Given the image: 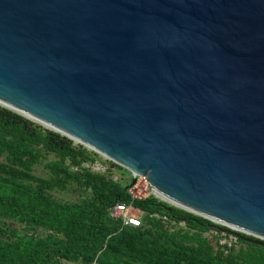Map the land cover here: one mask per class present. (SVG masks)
<instances>
[{
    "label": "water",
    "instance_id": "obj_1",
    "mask_svg": "<svg viewBox=\"0 0 264 264\" xmlns=\"http://www.w3.org/2000/svg\"><path fill=\"white\" fill-rule=\"evenodd\" d=\"M0 105L264 246V0H0Z\"/></svg>",
    "mask_w": 264,
    "mask_h": 264
},
{
    "label": "trees",
    "instance_id": "obj_2",
    "mask_svg": "<svg viewBox=\"0 0 264 264\" xmlns=\"http://www.w3.org/2000/svg\"><path fill=\"white\" fill-rule=\"evenodd\" d=\"M96 161L106 171L84 166ZM112 166L129 179L115 180ZM132 186L128 169L0 105V264H264L263 245L239 236L221 246L211 220ZM64 191L76 200L56 196ZM117 202L140 210L142 224L112 217Z\"/></svg>",
    "mask_w": 264,
    "mask_h": 264
},
{
    "label": "built area",
    "instance_id": "obj_3",
    "mask_svg": "<svg viewBox=\"0 0 264 264\" xmlns=\"http://www.w3.org/2000/svg\"><path fill=\"white\" fill-rule=\"evenodd\" d=\"M85 167H88L94 171L104 172L107 167L105 164L100 163L99 161L94 162L93 164L84 163ZM110 215L115 218H121L123 225H132L140 226L142 224V212L138 213V210L134 207L132 203L117 202L111 209ZM163 219L167 221V218L164 216ZM213 222V221H212ZM216 226L212 228L208 234L215 235L218 238L219 244L221 246L234 247L238 244V239L240 234H245L240 230L213 222ZM180 226H184L185 222L180 221ZM220 226V227H219Z\"/></svg>",
    "mask_w": 264,
    "mask_h": 264
},
{
    "label": "rangeland",
    "instance_id": "obj_4",
    "mask_svg": "<svg viewBox=\"0 0 264 264\" xmlns=\"http://www.w3.org/2000/svg\"><path fill=\"white\" fill-rule=\"evenodd\" d=\"M76 144H79V143H76ZM99 156L103 160H107V161L110 160L101 154H99ZM35 171L39 175L45 174V170L42 166H37ZM111 171H112L113 178L115 180H118L121 182H126L129 179V174L125 170H122V169H119L115 166H112ZM130 191L133 194V196L140 197V198H144V197H147L149 195H153L150 185L147 183L146 179L142 176L137 177V180L135 182H133V186L131 187ZM56 196L59 197L63 201H75L76 200V195L70 191L57 192ZM138 213H141V211L138 210Z\"/></svg>",
    "mask_w": 264,
    "mask_h": 264
},
{
    "label": "bare ground",
    "instance_id": "obj_5",
    "mask_svg": "<svg viewBox=\"0 0 264 264\" xmlns=\"http://www.w3.org/2000/svg\"><path fill=\"white\" fill-rule=\"evenodd\" d=\"M163 199H166V197H164L163 195L159 194Z\"/></svg>",
    "mask_w": 264,
    "mask_h": 264
}]
</instances>
